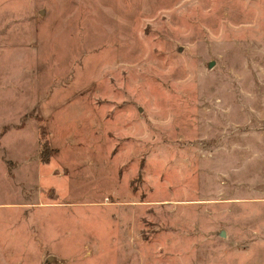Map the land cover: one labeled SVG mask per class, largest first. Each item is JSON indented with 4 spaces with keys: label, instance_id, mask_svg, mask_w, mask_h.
I'll list each match as a JSON object with an SVG mask.
<instances>
[{
    "label": "rangeland",
    "instance_id": "1",
    "mask_svg": "<svg viewBox=\"0 0 264 264\" xmlns=\"http://www.w3.org/2000/svg\"><path fill=\"white\" fill-rule=\"evenodd\" d=\"M0 264H264V0H0Z\"/></svg>",
    "mask_w": 264,
    "mask_h": 264
},
{
    "label": "trees",
    "instance_id": "2",
    "mask_svg": "<svg viewBox=\"0 0 264 264\" xmlns=\"http://www.w3.org/2000/svg\"><path fill=\"white\" fill-rule=\"evenodd\" d=\"M40 155L46 159L47 156L45 155H50L49 152H47V150H49L48 148V142L44 136V131L41 133V136H40Z\"/></svg>",
    "mask_w": 264,
    "mask_h": 264
}]
</instances>
